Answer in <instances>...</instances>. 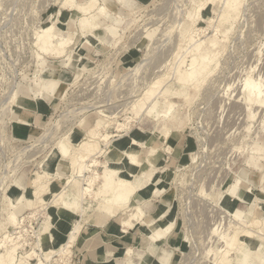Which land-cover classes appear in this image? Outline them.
Here are the masks:
<instances>
[{
    "label": "rangeland",
    "instance_id": "374dc122",
    "mask_svg": "<svg viewBox=\"0 0 264 264\" xmlns=\"http://www.w3.org/2000/svg\"><path fill=\"white\" fill-rule=\"evenodd\" d=\"M206 1L133 0L132 7L123 8L116 0H108L112 13L102 18L101 31L98 30L106 38L93 46L91 42L82 40L79 32L75 33L78 15L63 6V0H0V227L4 230L0 228V240L3 234L14 232L15 237H23L19 255L29 251L39 240L41 251H35L43 263H86L87 256L83 252L89 253L92 246L100 245L96 240L101 235H96L95 230L101 231L105 222L111 220L107 219L103 225L86 221L93 217L97 203L84 199L81 206L85 211L83 215L66 216L61 211L68 217V222L59 217L57 209L60 206L51 204V194L42 196L45 202L36 201L31 194L33 187L30 182L35 173L41 171L40 162L58 140H64L68 134L73 136L74 143L87 140L86 131L98 118L103 123L100 134L113 137L109 143L97 139L102 153H96L86 161L85 176H91L93 170L98 174L102 172L110 159H117L120 167H126L127 171L137 175L140 168L128 167L126 159L115 151L114 145L125 146L131 139L143 140L147 145H160L155 167L143 163L141 169L147 168L152 174L147 189L162 188L161 193L143 204V210L149 213L161 208L162 197L172 199L167 211V222H173L169 232L171 236L161 246L162 252L168 255V264H211L213 256L209 250H216L221 245L216 236L210 234V229L216 227L228 235L233 231L240 235L245 228L253 230L254 238L249 246L252 252L256 250L255 231L260 226L247 228L231 223L233 219L220 210L219 205L226 197L227 186L242 169L249 172L254 169L258 176L264 175V108L253 106V117L249 118L248 108L241 99L242 84L248 73L254 79L258 76L264 80V0H242L235 20L219 22L222 0L208 6L205 11L207 19H187L188 13H194L196 6ZM120 11L121 19L117 18ZM49 22L54 23L55 31L64 36L70 27V31H74L71 36L73 44L67 48L68 54L73 50L72 63L66 67L61 62L66 56L53 58L44 55L46 72L43 78H39L36 74L41 73L42 67L37 59L36 46H33L34 37L37 30ZM108 25H113L114 37H109L104 29ZM217 25L220 31L218 45L208 50L210 53L220 51L217 66L198 89L185 87L189 95L186 102L174 95L183 89L175 80V70L181 64L183 70L189 68L195 55L208 46L203 41L214 33ZM185 29L192 33L204 29V32L197 33L196 40L188 44ZM179 44L181 49L177 51ZM164 74L169 75L161 89L166 99L157 97L160 105L167 101L175 104V116L167 121L173 128L169 141L160 144L156 131L162 123H155V115L148 117L143 109L134 115L132 106L142 98L148 85ZM43 81L52 83L41 97L38 92ZM19 83L23 87L16 97L23 98L24 102L10 103L7 92ZM152 99L146 103L147 106L156 100ZM20 117L25 118V124L17 123ZM81 120L83 122L80 123ZM178 121L181 124L177 126ZM118 124L123 125L122 128L117 129ZM175 126L179 128H176L177 132ZM94 160L96 163L92 166ZM253 162L254 166L247 167ZM53 173L55 175L51 172L48 179L51 182L50 193H56L58 186H66L65 177L58 179ZM66 173L70 175L71 170H66ZM18 177L21 178V192L25 193V198L16 217L17 225L13 226L5 222L9 207L4 196L18 191L13 184ZM96 181L94 185L97 187L100 181ZM94 185L92 193L96 189ZM261 187H264V180L253 188L255 195L250 201L256 205L254 212L257 217H264V194H259ZM134 198L141 199V195ZM133 204L135 202L130 203ZM231 207L242 212L248 209L247 205L239 202ZM47 214L51 215L52 222L60 231L56 232L59 239L52 241L41 237ZM76 222H80L81 229L71 252L65 254L59 248L67 241V233ZM136 231V228L131 230L122 241L136 254L132 258L134 262L141 258L144 263L151 264L154 258L148 248H140L133 240ZM244 240L246 243L249 239ZM110 241L107 239L103 244L113 247L116 245L113 242L119 243L115 238L112 243ZM104 245L101 243L100 247L107 248ZM104 250H98L105 253L98 262L113 264L116 252ZM122 250L120 246L119 251ZM230 256L231 264H242L241 250H232ZM95 261L88 256L87 263L94 264ZM122 261V258L116 259L115 264ZM36 262V259L30 261L31 264Z\"/></svg>",
    "mask_w": 264,
    "mask_h": 264
},
{
    "label": "bare ground",
    "instance_id": "6f19581e",
    "mask_svg": "<svg viewBox=\"0 0 264 264\" xmlns=\"http://www.w3.org/2000/svg\"><path fill=\"white\" fill-rule=\"evenodd\" d=\"M215 1L216 0H207L202 4H199L198 2L199 5L197 4L198 6H196L197 8L194 13L187 14V19L191 21H194L195 17L207 19L205 15L207 12L205 11L208 9V6ZM100 2L101 1L99 0H83L82 2H78L77 0H63L62 3L63 6L70 10H74L78 15L76 18V24H74L75 33L79 32L81 34L82 40L91 42L93 46L97 45V43H102L106 38V36H103V34L98 32V30L101 28L102 18H106L110 15L109 9L111 8V5L108 3V0H103L102 3ZM116 2L123 6V8L132 7L134 3L133 0H116ZM221 2L223 5V10L218 16L219 22L222 23L232 19L235 20V17L238 14V8H240V5H242V0H222ZM231 13H234V17H231ZM117 18H123L121 11L119 14H117ZM210 22H208V24ZM218 28V25L214 27V33L204 39L203 43L206 42L208 46L204 47L203 51H200V53L195 55V58L192 59V63L189 68H187V70L180 68L182 64L178 66L177 70H175V80L183 89L177 90L174 95L178 96L179 98H183L186 102L189 101V95L188 92L184 90L185 87L198 89L204 82L203 80L205 77L213 73L214 68L217 66V56L221 54L220 51L210 53L208 50L218 45L219 41H217V35L220 32ZM70 29L71 27L65 30L66 36H64L60 32L55 31L54 23L49 22L48 24L44 25L40 31L37 30L35 37L33 36L35 38V43L33 42V46H36L37 59H39L42 67L41 73L36 74L39 78H43L46 72V69L43 65L45 61V58L43 57L44 55L51 56L53 58H61L66 56L61 62L66 67L71 66L73 50H69L70 53L68 54L67 48L73 44V39L71 36H73L74 31H70ZM104 29L107 31L109 37H114L115 32L113 25L105 26ZM203 30L204 29H199L197 33H203ZM184 32L186 33L187 30L185 29ZM197 33H192L191 30L186 33L188 44L196 40L195 38L198 36ZM177 46V51H180L181 45L179 44ZM134 69L135 68H133V71H135ZM132 72L130 75H132ZM166 75L167 74H164V76L158 77L154 82L151 83L150 86L148 85V88L144 92L142 98L137 103L134 102L135 104L132 106V112L134 115H138L143 109L148 117L155 115L157 119L155 123H162V125L156 131L157 135L161 139L160 144L163 142L167 143L169 141L173 128L168 126L167 121L172 120V118L175 116V104L171 101H167L166 104L160 105L159 98L157 97L160 96L161 98L166 99V96L161 93V89L163 88L164 84H166L167 77L169 76ZM51 83V81H43L40 86L41 89L38 92L41 97H44V94L49 90ZM17 87L19 88L16 89ZM21 87H23V85L19 83L12 87L9 92H7L8 90L6 91L8 93L7 99L10 103L15 104L16 102L20 101L24 102L23 98L16 97ZM51 89H54V87ZM242 89L243 96L241 99L245 103L246 108H248V117L250 118L253 117V110L251 112V108L253 106L256 108H264V80L258 76L257 79H254L248 73L243 81ZM152 98H155L156 100H154L152 105L147 106L146 103ZM7 104L9 103L7 102ZM92 107L96 109L95 106ZM98 112L101 113V111ZM81 122H83V120H81L80 123ZM17 123L25 124V118L20 117L17 120ZM178 124L180 125L181 121H178L177 126ZM102 125L103 123L101 119L97 118L94 120V124L91 125L86 131L88 138L85 141L74 143L75 141L73 140V136L70 134L66 135L64 140H58L49 153L40 162L41 171L36 172L35 177L30 182L33 187L31 194L38 203L45 202L42 196L51 194V204L54 206H60L57 209V213L59 217H62L68 222L69 219L68 217H65V215L84 214L85 211L83 212L81 209L82 201L84 199L95 201L97 206L95 208L94 215L93 217H88L86 221L92 222L95 225H103L107 219L111 220H107L105 222L106 225L104 227L103 234L97 239V241H99L97 244L104 243L107 239L111 241H113V238L117 239L119 243L113 242V244H116L113 247L116 249L120 246L123 247V250L120 254V257L123 259V261L116 264H146L141 260L140 257L139 262H134L132 258L133 256H136V254L134 255L131 247L122 241L123 238L127 237L129 232L135 228L137 231L136 235L133 237L134 242L136 241L137 243H135L139 245L140 248L141 246L142 248H148L149 252L153 255V258L158 257L161 264H168V255L165 252H162L164 249H161V246L163 245L164 240L166 238L169 239L171 236L169 235V232L173 226V222L172 220L169 221V223L167 222V211L171 207L172 199L169 198V196L162 197L161 208L155 209L149 213L143 210V204L148 203L151 197H156L161 193L160 190L162 188L156 187L155 189H147V182L151 179L152 174L147 171V168L141 169L143 163L148 164L149 167H155L154 162L156 160V156L158 155L160 145H147V143L143 140L139 141L135 139H131L130 141L126 142L125 146L117 147L114 145L115 151H118L120 155L126 159V165L128 167H134L137 169L140 168V171L136 173L137 175H134V173L131 171H127L126 167H120L118 163L119 161L117 159H110L103 167L102 172L98 174L95 172L96 170H93V174L91 176H85L84 172L88 168L86 161L88 162V159H90L92 155L96 153H102V148H99V140L97 141V139L100 138L103 141L109 143L110 138L113 137L109 134H100L99 129ZM122 126L123 125L118 124L116 128L120 129ZM176 128L178 127L175 126V131L177 132L179 128L177 130ZM67 143L70 145L69 147H67ZM72 145H74L75 148H72ZM95 163L96 161L94 160L92 166ZM254 164L255 162L250 164L248 163L247 167L254 166ZM66 170H71L70 175L66 173ZM51 172H55V175L54 173L53 175L58 179L65 177V187L67 189L65 187L62 188L58 186L56 193H50L51 182H49L48 179ZM96 180L100 181L97 187L94 185L95 182L97 183ZM263 180L264 175L258 176L256 170L251 169L249 172L245 169H242L237 175H235L233 181L227 186L225 192L226 197L222 199L219 205V209L233 219L232 221L230 220L231 223H239L238 225H244L247 228L248 226L249 228L250 226H260L259 230L257 232L255 231V236L257 238L254 241L258 242L256 250L252 252L246 245V240H244H253V230L250 231L245 228L242 229L240 235L235 234L234 231L233 234L230 233V235H228L225 233V231L219 232L218 227H216L210 229V234L216 236L221 245L216 250H209L213 256L211 257V264H231L230 254L232 250H236L237 248L241 250L243 255L242 264H264V217L255 216L254 208L256 205L254 203L250 204V201L253 200L251 196L255 195L253 188H256L257 185L263 182ZM20 182L21 178L18 177L17 181L13 183L15 188L18 189L16 193H7V195L4 196V199L6 200L9 207L7 213L5 214V222L8 225H17L16 217L20 211L19 207H22L24 202L25 193L21 192L22 190ZM82 183L85 184V187H82ZM93 185L96 187V189L92 193ZM137 194L141 195V199L134 198ZM259 194H264V187H261ZM262 201L264 202V198ZM131 202H135V204L130 205ZM235 202L247 205V211L242 212L236 207H231V205H234ZM61 211H64L65 215L62 214ZM88 215L89 214H87V216ZM45 222L46 226L44 229H42L41 237L42 239L49 238L53 241V239L57 238L58 234L56 232H58L59 229L57 225L52 222L51 215H46ZM80 229V222H76L67 233V241L62 244V246L59 248V251L64 252L65 254H69L71 252L70 248L74 244ZM1 230H3V228H1ZM89 231L86 233V235H88ZM15 234L16 233L14 232L10 233V231L7 234H3L0 240V264H31L30 261L33 259L37 260L36 264H47L41 261L39 254L35 251H41L39 240L32 244L29 251L19 255L18 250L22 249L21 239L23 237H15ZM171 244L174 246L176 245L174 241H172ZM161 253L162 255H160Z\"/></svg>",
    "mask_w": 264,
    "mask_h": 264
},
{
    "label": "crops",
    "instance_id": "0c3cea01",
    "mask_svg": "<svg viewBox=\"0 0 264 264\" xmlns=\"http://www.w3.org/2000/svg\"><path fill=\"white\" fill-rule=\"evenodd\" d=\"M24 115H27L26 113H24ZM96 231V235H102L103 234V231H104V228H102L101 229V231H99V230H95ZM61 238H63V237H61ZM60 238V239H61ZM57 239H59V237L57 238ZM97 241V240H96ZM111 242V241H110ZM112 243V242H111ZM100 245H101V243H99ZM249 244H250V240H248L247 242H246V245L250 248V246H249ZM100 245H99V247L97 246V247H91L89 250H88V252L89 253H87V252H83L86 256H87V258L85 259L86 260V263H87V261H88V256H91V258L93 259V260H96L95 261V263L94 264H105V263H103L102 261L101 262H98V258L100 257V256H102V255H104L105 253H103V252H100V251H98V250H101V249H108V250H110V251H115L116 253H115V258L112 260L113 261V264H115V260L116 259H120L121 257H120V254H121V252L119 251V247H117V249L116 248H114V247H112V246H110V245H108L109 247H107V244L106 245H104L103 243H102V245H104V246H106L107 248H104V247H100ZM123 248V247H122ZM95 250H97V252L95 251ZM76 251V250H75ZM104 251H106V250H104ZM76 253H79V252H76ZM88 254H90V255H88ZM83 255V254H82ZM160 255H162V253L160 254ZM139 258V257H138ZM157 258V259H156ZM156 259V260H155ZM142 260V259H141ZM155 260V261H154ZM154 260H153V262L151 263V264H161V262H160V259H158V257H154ZM143 261V260H142ZM85 263V264H86ZM87 264H90V262H88Z\"/></svg>",
    "mask_w": 264,
    "mask_h": 264
}]
</instances>
